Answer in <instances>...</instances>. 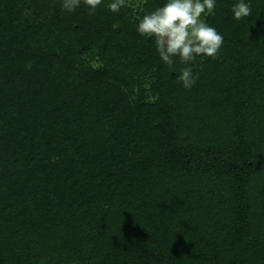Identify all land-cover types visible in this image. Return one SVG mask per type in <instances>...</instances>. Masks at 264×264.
Masks as SVG:
<instances>
[{"label":"trees","instance_id":"1","mask_svg":"<svg viewBox=\"0 0 264 264\" xmlns=\"http://www.w3.org/2000/svg\"><path fill=\"white\" fill-rule=\"evenodd\" d=\"M109 2L0 0V264H264V0L190 89Z\"/></svg>","mask_w":264,"mask_h":264},{"label":"clouds","instance_id":"2","mask_svg":"<svg viewBox=\"0 0 264 264\" xmlns=\"http://www.w3.org/2000/svg\"><path fill=\"white\" fill-rule=\"evenodd\" d=\"M103 2L62 0L61 8L74 12L83 3L89 9V15H94ZM138 6L132 0H110L106 5L112 13ZM215 9L216 0H165L162 6L133 17L137 21V32L154 40L156 51L166 65H173L176 57L186 65L178 77L185 89L192 88L198 80V73H194L189 65L198 57L217 59L223 47V36L206 21L207 16L214 15ZM232 12L234 18L240 20L251 16L252 8L245 0H238Z\"/></svg>","mask_w":264,"mask_h":264}]
</instances>
